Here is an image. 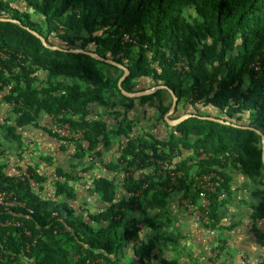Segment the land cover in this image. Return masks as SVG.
Returning <instances> with one entry per match:
<instances>
[{"label": "trees", "instance_id": "1", "mask_svg": "<svg viewBox=\"0 0 264 264\" xmlns=\"http://www.w3.org/2000/svg\"><path fill=\"white\" fill-rule=\"evenodd\" d=\"M0 18L22 23L0 20V101L11 108L10 115L0 117L3 136L25 153L19 129L39 127L49 115L55 124L85 132L82 141L64 140L74 145L78 160L99 157L124 134L126 146L109 169H134L122 187L127 197L119 195L121 186L113 179L94 182L109 209L85 219L73 206L75 165L69 172L56 169L55 199L45 200L31 181L43 183L47 176L32 167L30 178L13 176L3 160L6 153H0V188L26 205L12 212L0 206V221L29 216L32 232L28 237L15 229L6 236L0 226V264H118L111 257L124 239L140 240V226L123 223L143 208L142 199L151 196L162 204L178 189L197 204L199 179L212 177L216 188L207 192L208 206L201 210L215 229L223 197L232 191L233 171L264 183L262 137L244 128L264 134V0H0ZM25 27L51 45L84 49L126 66L128 92L169 87L178 97L172 119L197 116L170 126L165 115L173 98L167 90L127 98L118 86L123 70L83 53L50 50ZM152 102L157 115L143 134L132 137L136 123L128 110ZM93 104L113 111L117 120L122 117L118 129L92 119ZM171 172L182 175L173 179ZM254 216L264 218V205ZM258 238L264 246V234ZM155 246L141 243L137 253L152 262Z\"/></svg>", "mask_w": 264, "mask_h": 264}, {"label": "crops", "instance_id": "2", "mask_svg": "<svg viewBox=\"0 0 264 264\" xmlns=\"http://www.w3.org/2000/svg\"><path fill=\"white\" fill-rule=\"evenodd\" d=\"M65 81L70 83L69 80ZM153 106L137 104L134 109L128 110V116L136 123L130 134L132 137L143 134V130L150 126L151 119L157 115ZM92 110L91 118L102 120L110 129L116 128L122 120V117L117 120L113 111L100 104H93ZM10 111V106L0 101V117ZM55 121L54 117L43 115L39 127L25 125L19 129L18 134L29 146L25 153L16 142H10L0 132V153H6L3 160L7 163L8 173L19 178H30L29 169L34 168L38 174L47 176V181H31L32 185L42 199L54 200L56 169L64 168L69 172L75 165L72 171L76 181L72 184L77 194L73 202L76 214L86 219L105 213L109 205L94 191V182L101 177L113 179L121 186L119 195L127 197L122 188L126 175L109 169L120 157V148L126 146L127 138L124 134L117 135L110 146L101 149L99 157L78 160L74 158L73 144L49 132ZM39 147L40 150L37 149ZM232 176V191L229 196L226 193L223 197L225 202L219 210L217 228L210 227L201 210V207L208 206L206 198H198L197 204L191 200V205L199 210L197 213L191 211L186 203L188 197L178 189L169 191L162 204L149 196L141 200L143 208L133 211L123 223V227H128L133 226L135 221L141 228L140 240L124 239L118 254L111 259L118 264H144L137 248L141 243L153 242L156 246L152 252V264H261L264 246L259 242L258 235L264 234V218L256 219L254 215L264 205V183L246 178L236 170ZM199 181L201 183L202 180ZM88 220L89 224H94ZM159 235H164L162 242Z\"/></svg>", "mask_w": 264, "mask_h": 264}, {"label": "built area", "instance_id": "3", "mask_svg": "<svg viewBox=\"0 0 264 264\" xmlns=\"http://www.w3.org/2000/svg\"><path fill=\"white\" fill-rule=\"evenodd\" d=\"M126 41H130V38L128 36L125 37ZM49 130L60 137L61 139L66 140H80L84 136V132L80 130L73 129L69 124L64 125H54L50 126ZM134 169L130 166H128V170L125 173L127 177H129ZM182 173H176L171 172L170 176L175 179L176 177H180ZM200 183V182H199ZM201 191L199 192V198L205 199L207 197V192H214L215 191V183L212 181V177H206L205 179H202L200 183ZM191 198H188L186 203L191 207V211L193 212H199L198 208L191 205ZM0 206L4 207L6 211L12 212L13 210H16L17 208H26L25 203L19 201L14 193H9L6 190H3L0 188ZM206 207V206H204ZM207 208V207H206ZM29 213H32L31 210L28 209ZM56 215V214H55ZM24 221L20 219H7L5 221H0V226L7 230L6 236L11 235V230H22L25 232V235L30 237L32 235V232L29 229L31 218L24 217ZM5 236V235H4ZM3 252L2 248L0 246V262L3 261ZM144 264H152L150 261H144ZM261 264H264V258L261 260Z\"/></svg>", "mask_w": 264, "mask_h": 264}, {"label": "water", "instance_id": "4", "mask_svg": "<svg viewBox=\"0 0 264 264\" xmlns=\"http://www.w3.org/2000/svg\"><path fill=\"white\" fill-rule=\"evenodd\" d=\"M1 21H10V22H13V23H17L19 25H22V23L20 21H16V20H12V19H1ZM27 30H29L32 34H34L35 36H37L43 43V45L50 49V50H55V51H62V52H70V53H83V54H86V55H89L91 57H94L100 61H103L107 64H110L112 66H115L121 70H123V75L122 77L120 78L119 82H118V86L122 92V94L127 97V98H141V97H145V96H150L152 94H154L157 90H167L172 98H173V103H172V106H171V109L169 110V112L165 115V120L166 122L170 125V126H177L179 125L180 123L186 121L187 119L193 117V116H197V115H192V114H186L178 119H172L171 117L174 115L175 111H176V108H177V105H178V97L177 95L175 94V92L173 90H171L169 87L167 86H164V85H160V86H156V87H153L151 89H148V90H144V91H139V92H128L127 90H125L123 88V82L126 80V78L130 75V70L116 62V61H113L111 59H107V58H103L101 57L99 54L97 53H94V52H88V51H85L84 49H70V50H67V49H63L59 46H54V45H51L47 42V40L42 36L40 35L39 33H37L36 31L34 30H31L29 27H25ZM199 118L201 119H206V120H211V121H215V122H218V123H222V124H230V122H226L222 119H218V118H215V117H210V116H199ZM236 127H239L237 125H234ZM245 129H249V130H253L255 132H257L261 137H262V145H263V161H264V134L254 128V127H244Z\"/></svg>", "mask_w": 264, "mask_h": 264}, {"label": "rangeland", "instance_id": "5", "mask_svg": "<svg viewBox=\"0 0 264 264\" xmlns=\"http://www.w3.org/2000/svg\"><path fill=\"white\" fill-rule=\"evenodd\" d=\"M142 83H143V82H142ZM149 105H150V106H152V105H153V102H152V103H150ZM174 114H175V113H174ZM23 140H24V139H23ZM25 144H26V146H28V145H27V143H25ZM37 145H38V144H37ZM28 147H29V146H28ZM37 149H39V150H40V147H39V148H37ZM102 153H104V152H102ZM86 157H92V156L87 154V156H86ZM115 162H116V161H115ZM11 231H13V230H11ZM122 234H124V231L122 232ZM159 236H160V235H159ZM162 237H163V236L161 235V236H160L161 242H162V240H163V238H162Z\"/></svg>", "mask_w": 264, "mask_h": 264}, {"label": "clouds", "instance_id": "6", "mask_svg": "<svg viewBox=\"0 0 264 264\" xmlns=\"http://www.w3.org/2000/svg\"><path fill=\"white\" fill-rule=\"evenodd\" d=\"M54 125H58V124H54ZM54 125H51V126H54ZM64 125V124H63ZM70 125V124H69ZM71 126V125H70ZM72 127V126H71ZM76 130V129H75ZM80 131H83V130H80ZM84 132V131H83ZM54 134V133H53ZM56 137H57V135H55ZM84 137H85V132H84V136H83V138L82 139H80V140H67V141H82L83 139H84ZM60 140H62V141H64V140H66V139H60ZM125 174V173H124Z\"/></svg>", "mask_w": 264, "mask_h": 264}]
</instances>
